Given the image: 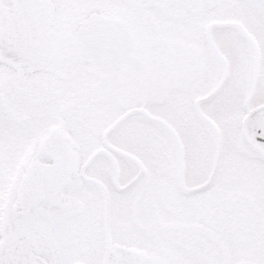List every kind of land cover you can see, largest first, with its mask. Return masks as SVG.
Here are the masks:
<instances>
[{"label":"snow or ice","instance_id":"6c2138e0","mask_svg":"<svg viewBox=\"0 0 264 264\" xmlns=\"http://www.w3.org/2000/svg\"><path fill=\"white\" fill-rule=\"evenodd\" d=\"M0 264H264V0H0Z\"/></svg>","mask_w":264,"mask_h":264}]
</instances>
